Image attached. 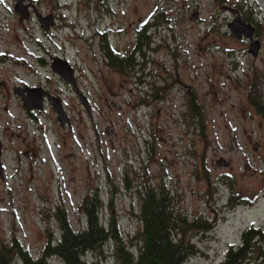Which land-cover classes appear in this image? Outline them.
Listing matches in <instances>:
<instances>
[{"label": "rangeland", "instance_id": "1", "mask_svg": "<svg viewBox=\"0 0 264 264\" xmlns=\"http://www.w3.org/2000/svg\"><path fill=\"white\" fill-rule=\"evenodd\" d=\"M211 2L35 0L39 13L58 14L52 42L38 19L22 23L16 0H0V82L7 86L0 85V245L16 237L39 255L49 231L59 236L50 210L63 206L79 230L85 225L80 204L94 192L102 200L100 221L106 226L115 217L128 239L141 227L137 190L162 182L183 213L212 226L185 236L199 252L183 264H220L243 229L264 230V116L247 98L255 75L264 95V47L254 60L245 43L225 31L226 16ZM145 26L147 46L145 55L134 53L137 64L122 72L108 66L96 31L130 54ZM37 46L70 58L75 52L79 88L95 109L99 138L79 98L56 78L47 86L67 100L74 129L62 130L49 111L35 121L22 110L10 89L45 76V68L33 67ZM189 96L197 103L194 116ZM31 146L35 155L25 158ZM103 253V264H116L112 241ZM50 264L63 263L52 258Z\"/></svg>", "mask_w": 264, "mask_h": 264}, {"label": "trees", "instance_id": "2", "mask_svg": "<svg viewBox=\"0 0 264 264\" xmlns=\"http://www.w3.org/2000/svg\"><path fill=\"white\" fill-rule=\"evenodd\" d=\"M146 39L148 34L145 26L138 34V52L142 55H145L147 45L143 46L142 43ZM111 58L113 64L116 63L114 68L121 72L133 68L136 63L133 53L120 59L121 62L112 54ZM257 77L255 75L256 81L250 86L247 98L257 113L264 116V95L259 94ZM187 103L191 115H196L198 107L195 96H189ZM137 194L140 208L136 214L141 227L130 238L123 236L115 217L112 216L106 226L100 221L102 200L94 192L84 197L80 204L85 216L83 228L74 229L66 210L58 205L50 210L49 216L58 226L59 236L52 238L49 231L40 254L35 256L15 237L11 242L0 245V264H50L52 258L60 259L63 264H103L100 256L104 255L103 249L108 241L113 242L116 264H183L199 252L198 246L185 236L191 231H210L212 226L206 218L190 219L178 208L164 182L158 186L149 184L138 189ZM233 200L234 196L229 199ZM240 200L237 202L247 201ZM220 264H264V230L254 225L243 229L240 243L228 246Z\"/></svg>", "mask_w": 264, "mask_h": 264}, {"label": "flooded vegetation", "instance_id": "3", "mask_svg": "<svg viewBox=\"0 0 264 264\" xmlns=\"http://www.w3.org/2000/svg\"><path fill=\"white\" fill-rule=\"evenodd\" d=\"M211 1H212L211 4L214 7H218L221 13L226 16L225 18V24L227 27V29L225 30L226 32H229L228 25L236 19H241L245 23L251 25V27L253 28L252 39L254 41H259L261 44L258 56L257 57L252 56L254 60H257V58L259 57L264 47V41H263L264 0H252V2L250 3H248L246 0H238V1L211 0ZM34 2L35 0H25V6L27 7L29 11V18L27 20H22L20 18L22 23L31 21L32 19H35V18L38 19L35 14L36 7L34 5ZM73 2L75 5V0H73ZM50 14H53V25H51L48 30H44V31L42 30V31H43V37L45 39L54 42L56 38L55 36H51L50 34L54 33L53 27L58 24V14H55L54 10H51L50 13H45V15L43 14L41 15L42 17H45ZM214 21L215 22L217 21V15L215 16ZM38 23H39V26L43 29L39 19H38ZM96 33L100 34L101 41H100L99 49L103 51V57L106 60V64L110 67L114 68L116 64V63L113 64L112 62L113 58H111V54L117 57L118 60H120L122 58L128 57V55H131L132 53L134 57V53L138 52V35L136 36L137 40H136V44L134 45V49L137 51L130 52V54H127V53L123 54L122 50H120L121 47L118 44L117 46H115L112 42H109V40H107L105 32L96 31ZM238 40L243 41L245 43L246 45L245 50L247 51V54H248L251 39L247 37H242L241 39H238ZM36 41L38 44H41L38 40ZM36 50H37V54H35L34 56H32V54H28V55H31L32 58L34 59L33 67L35 66L43 67L46 69L45 76L42 78L41 81L36 82L35 84L22 80L21 82L12 85L10 91L12 92V95L19 101L21 108L26 113V115L35 121L36 120L38 121L40 119L41 114H43L46 111H49L52 114V116L56 119L57 124H60L56 109L59 108L60 105L63 106V109L67 117L70 120V125L66 124L65 127H62L60 124V128L65 131H71L72 129L75 128V116L69 110V105H68L67 100L62 96L60 92L51 90L47 86V82H49L52 78H56L57 80L61 82V84L65 85L69 89L71 95L74 98L76 96V98L77 99L79 98V100H80V97L78 93L79 92L82 93L84 96V99H86L87 102L89 103L90 109L95 110L94 108H92L90 98L79 88L78 70L75 65V52L73 54V58H70L67 54L59 55V54L48 53L50 52L49 50H45L43 47H40V46H37ZM21 54L26 55L27 53L24 50H22ZM10 59L17 61L16 59L13 58V56H10ZM18 62L21 67H24L27 65L25 61L22 59H19ZM115 71L121 72L118 69H115ZM0 85L1 87H7L4 81L0 82ZM91 115H92V111H91ZM89 118L94 126V133L96 137L99 138L100 130L96 128L95 126L96 123L93 119V116ZM60 141H61V138H60ZM55 142L59 144L58 141H55ZM1 144H2V150H3L2 140H1ZM35 149H36L35 146H31L30 148H26L22 152V154L24 155L25 158L32 157L33 155H35V151H36Z\"/></svg>", "mask_w": 264, "mask_h": 264}, {"label": "water", "instance_id": "4", "mask_svg": "<svg viewBox=\"0 0 264 264\" xmlns=\"http://www.w3.org/2000/svg\"><path fill=\"white\" fill-rule=\"evenodd\" d=\"M24 1L25 0H16L15 6H14V11L18 15H20L22 19L27 20L29 18V11H28L27 7L24 5ZM35 14H36L37 18L40 20L41 26L43 27L44 30H48L50 28V26L53 25V14L42 17V15L39 14L36 11V9H35ZM197 17H198V14L196 13V14H193L191 18L194 19ZM228 29H229V32L234 37H236L237 39H241L242 37H247V38L251 39L249 53L253 57L258 56L261 44L259 41H254L252 39L253 28L251 27L250 24L245 23L241 19H236L228 25ZM78 95L80 97V101H81L83 107L86 110L87 115L89 117H91L92 115H91V109H90L89 103L87 102L86 99H84V96L82 93L79 92ZM56 111L58 113V120H59L61 126L65 127L66 124L70 125V120L67 117V115L63 109V106L60 105V107L57 108ZM0 178H2V179L4 178V167L2 164L1 140H0Z\"/></svg>", "mask_w": 264, "mask_h": 264}]
</instances>
